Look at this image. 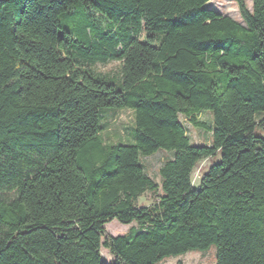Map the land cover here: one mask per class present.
<instances>
[{"label":"trees","instance_id":"16d2710c","mask_svg":"<svg viewBox=\"0 0 264 264\" xmlns=\"http://www.w3.org/2000/svg\"><path fill=\"white\" fill-rule=\"evenodd\" d=\"M208 1L0 0V264H158L211 246L215 264H264V0H234L243 23ZM113 60L119 85L92 68ZM122 108L132 140L103 142L102 113ZM202 110L211 142L194 145L180 115L207 128ZM159 150L157 184L142 157ZM114 219L141 228L113 236Z\"/></svg>","mask_w":264,"mask_h":264},{"label":"rangeland","instance_id":"374dc122","mask_svg":"<svg viewBox=\"0 0 264 264\" xmlns=\"http://www.w3.org/2000/svg\"><path fill=\"white\" fill-rule=\"evenodd\" d=\"M248 9L251 8L252 0H245ZM205 6L213 9L221 15H227L237 20L240 23L242 19L239 15L237 5L234 0H209ZM83 16H76L73 21H66L64 17H61V25L70 30L72 27L78 28L84 23ZM72 25V27H71ZM92 68L99 73L116 78V83L119 85L121 82V75L119 73V62L108 61L106 63H95ZM196 119L206 124L207 128H200L193 126L189 119L183 115H180V121L184 126L186 135L188 136L190 143L194 145L210 144L211 142V127L212 117L210 112L202 110L195 114ZM134 115L133 111L127 108L122 109H109L102 113V126L103 129L100 132V137L105 143L123 142L127 143L132 140ZM261 134H264L263 131ZM171 152L159 150L156 153L142 157L145 172L157 183L160 184L161 178L158 173V169L161 164L170 158ZM220 160V154L215 157L206 158L199 161L193 168L191 173L192 185L199 187L202 176L206 173L209 166L212 163H216ZM153 202L152 193L145 191L136 200V204L139 206L150 205ZM106 232L110 235H123L131 230H139L141 227L136 222L130 224H122L117 220H111L104 225ZM101 257L105 262L113 260L108 249L101 248ZM216 249L215 246H211L206 251L191 250L184 254L177 256H170L162 259L158 264H215Z\"/></svg>","mask_w":264,"mask_h":264}]
</instances>
